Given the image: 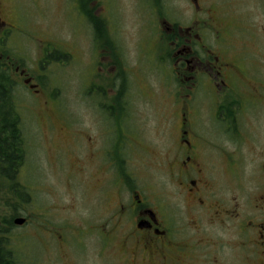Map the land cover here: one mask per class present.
<instances>
[{"label":"flooded vegetation","instance_id":"obj_1","mask_svg":"<svg viewBox=\"0 0 264 264\" xmlns=\"http://www.w3.org/2000/svg\"><path fill=\"white\" fill-rule=\"evenodd\" d=\"M39 1L0 0V140L21 139L24 153L0 161V264H264V59L248 51L264 43V0H128L137 26L155 29L136 64L119 0H59L86 47L80 103L93 116L78 129L53 118V68L75 43L39 36ZM245 2L261 30L237 10ZM150 61L176 126L153 165L134 116V93L149 103ZM28 135L65 180L21 178Z\"/></svg>","mask_w":264,"mask_h":264},{"label":"rangeland","instance_id":"obj_2","mask_svg":"<svg viewBox=\"0 0 264 264\" xmlns=\"http://www.w3.org/2000/svg\"><path fill=\"white\" fill-rule=\"evenodd\" d=\"M253 4L245 2L240 7H238L239 4H236L235 6L238 7L237 10L241 11L246 16L244 18L246 24L247 21H249V25L255 26L257 28L256 31H258L262 28L263 20L261 18V10L256 9ZM119 5V38L128 43V49L132 51L129 57L130 62H132V64H136L138 62L137 58H139L140 54V47L139 45L137 46V43L140 44L142 38L148 39L147 36H150L155 29H141L137 26L136 20H134L133 16V10H131L133 4L130 5L128 0H119ZM182 9L186 10L187 8L185 9V6H183ZM62 10L63 6L59 0H41L39 1L38 7L34 10V16L38 14L36 19L39 24L37 28L39 36L54 35L58 42L74 41L75 43V49L72 50L73 58H71L65 66L59 64L57 67L53 68L55 87H58L54 91L55 94L53 99L60 104L57 110H53V118H67L66 122H69L71 128L78 129L83 118L93 116L92 112L84 109L80 103V86L83 84L82 81L85 77L84 63L87 62V56L83 53L86 47H84L85 44L81 40V36L77 34L80 29H77L72 24H68L66 22V18H63L62 16ZM42 13H45L47 17L41 19L40 17ZM185 13L188 14L187 12ZM261 33L264 37V30H262ZM72 37H74V39ZM80 47L82 48L81 50ZM248 51L250 53L259 54L262 59H264V43L255 44V46L249 45ZM139 62L144 63L142 59H140ZM147 65L146 79L150 84L149 103L144 104L139 94L134 93V116L136 118L144 117L145 121L148 123V128L146 129L144 135L150 144L152 152L151 163L153 165L157 160L158 147L165 148L162 149V151H165L166 154L168 153L166 150L170 147V143L173 139V136H170L169 134H174L176 132V126H169V123H173L169 119L171 115L169 102L172 101V99H168L169 92H163L159 87V83L161 81L159 69L155 67L157 65L153 61H150ZM168 84L171 85L170 82ZM168 89L169 88H167V90ZM166 100L167 105L165 103ZM163 110H165L167 119L164 118V115L162 114ZM37 112L38 111H34L33 113L35 114ZM27 114L28 117L31 116L30 118L34 117L32 116L31 109L27 110ZM164 125H166V138H163L162 136ZM27 137H30L31 139L27 141V145L29 147L25 157V165L23 169L21 168V178L26 181L34 180L36 177H38L40 181L46 180L50 182H59L65 180L61 173H57L56 168L48 167L49 163L46 161L47 157L45 156L44 151L41 148L35 149V146H32V137L29 135ZM56 137H61L60 142L65 143L66 137L64 135L56 134L55 138ZM164 139H166V141ZM35 140L36 137H34V144L36 143ZM62 148H66L65 144H62ZM254 160H256V158H254ZM33 163H36L38 168H31ZM50 164L53 163L50 161ZM65 164L70 165V160L66 159ZM220 168H216L218 173L221 170ZM64 169L65 171H69L68 168ZM171 187L172 186L168 183L166 184V187L163 186V188L166 189L167 195L171 193ZM21 231L22 230L13 229L11 233H8L6 235L7 245L13 248L15 242L18 244L19 241L15 239L19 237Z\"/></svg>","mask_w":264,"mask_h":264},{"label":"trees","instance_id":"obj_3","mask_svg":"<svg viewBox=\"0 0 264 264\" xmlns=\"http://www.w3.org/2000/svg\"><path fill=\"white\" fill-rule=\"evenodd\" d=\"M0 161L3 160L8 165H12V161H20L23 160V148L21 146V139H18L17 137H12L11 139H5L0 140ZM20 169V168H15ZM0 170H2L0 168ZM4 173L9 174L11 171V168H5Z\"/></svg>","mask_w":264,"mask_h":264},{"label":"water","instance_id":"obj_4","mask_svg":"<svg viewBox=\"0 0 264 264\" xmlns=\"http://www.w3.org/2000/svg\"><path fill=\"white\" fill-rule=\"evenodd\" d=\"M22 223V220H16L15 224L20 225Z\"/></svg>","mask_w":264,"mask_h":264}]
</instances>
